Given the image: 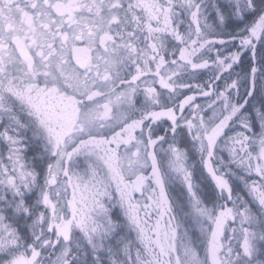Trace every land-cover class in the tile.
I'll use <instances>...</instances> for the list:
<instances>
[{"label": "snow or ice", "instance_id": "snow-or-ice-1", "mask_svg": "<svg viewBox=\"0 0 264 264\" xmlns=\"http://www.w3.org/2000/svg\"><path fill=\"white\" fill-rule=\"evenodd\" d=\"M0 264H264V0H0Z\"/></svg>", "mask_w": 264, "mask_h": 264}]
</instances>
